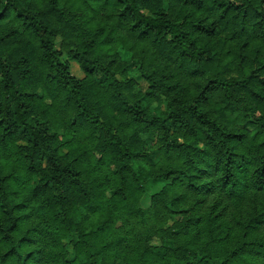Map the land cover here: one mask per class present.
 <instances>
[{"label":"clouds","instance_id":"clouds-1","mask_svg":"<svg viewBox=\"0 0 264 264\" xmlns=\"http://www.w3.org/2000/svg\"><path fill=\"white\" fill-rule=\"evenodd\" d=\"M5 8L0 264H264V0Z\"/></svg>","mask_w":264,"mask_h":264},{"label":"trees","instance_id":"trees-1","mask_svg":"<svg viewBox=\"0 0 264 264\" xmlns=\"http://www.w3.org/2000/svg\"><path fill=\"white\" fill-rule=\"evenodd\" d=\"M191 2L195 4V3H196V0H191ZM220 6L223 7L222 4H221ZM230 7H231V5H230ZM7 10H8V9L5 8L3 12H0V20H3V19L5 18V13H7ZM13 227H14V226H13ZM10 230H11V229H10Z\"/></svg>","mask_w":264,"mask_h":264}]
</instances>
